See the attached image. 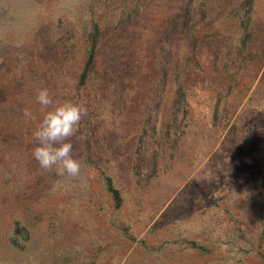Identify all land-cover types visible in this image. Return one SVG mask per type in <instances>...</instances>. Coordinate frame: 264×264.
I'll list each match as a JSON object with an SVG mask.
<instances>
[{
	"label": "rangeland",
	"instance_id": "1",
	"mask_svg": "<svg viewBox=\"0 0 264 264\" xmlns=\"http://www.w3.org/2000/svg\"><path fill=\"white\" fill-rule=\"evenodd\" d=\"M0 264H264V0H0Z\"/></svg>",
	"mask_w": 264,
	"mask_h": 264
},
{
	"label": "clouds",
	"instance_id": "2",
	"mask_svg": "<svg viewBox=\"0 0 264 264\" xmlns=\"http://www.w3.org/2000/svg\"><path fill=\"white\" fill-rule=\"evenodd\" d=\"M37 102L48 107L54 103V99L47 88L38 90ZM25 117H31V112L25 109ZM87 108L81 103L65 101L48 111L38 128L33 132V138L38 146L34 148L32 155L41 168L52 171L58 167V174L78 178L81 174V162L72 156L73 144L70 138L79 130V125Z\"/></svg>",
	"mask_w": 264,
	"mask_h": 264
},
{
	"label": "trees",
	"instance_id": "3",
	"mask_svg": "<svg viewBox=\"0 0 264 264\" xmlns=\"http://www.w3.org/2000/svg\"><path fill=\"white\" fill-rule=\"evenodd\" d=\"M108 187H109V191L111 192L113 199L118 203L120 202V195L119 192L115 189H113L112 185H111V181L108 180Z\"/></svg>",
	"mask_w": 264,
	"mask_h": 264
}]
</instances>
